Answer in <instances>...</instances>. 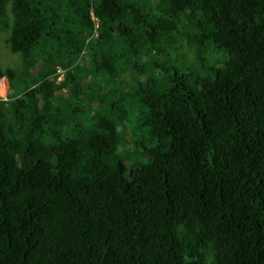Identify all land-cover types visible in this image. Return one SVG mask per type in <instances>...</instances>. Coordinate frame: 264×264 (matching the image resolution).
<instances>
[{
    "label": "trees",
    "instance_id": "obj_1",
    "mask_svg": "<svg viewBox=\"0 0 264 264\" xmlns=\"http://www.w3.org/2000/svg\"><path fill=\"white\" fill-rule=\"evenodd\" d=\"M0 24V264H264V0H0Z\"/></svg>",
    "mask_w": 264,
    "mask_h": 264
},
{
    "label": "rangeland",
    "instance_id": "obj_2",
    "mask_svg": "<svg viewBox=\"0 0 264 264\" xmlns=\"http://www.w3.org/2000/svg\"><path fill=\"white\" fill-rule=\"evenodd\" d=\"M5 9H6L5 13L8 15L7 17H10L9 7L6 6ZM7 34H8V31L4 29L0 24V64L4 68L14 67L18 65L20 62V56L16 53H12L9 50L5 42ZM179 46L180 47H177L178 54L176 55V57L182 60L185 59L187 61L186 63L190 64V58L192 54L191 46L185 43ZM211 57L214 59V61L217 62L218 60H221L223 58V53L221 51L219 53L214 52L213 54H211ZM213 59L211 60L213 61ZM4 77L6 78V81ZM61 78L62 76H59L57 80L59 81ZM5 84H6V88H5ZM9 91L10 89H9V84H8V76L4 74L3 78L0 79V96L5 98L6 94ZM127 98H128V101L124 103V106L129 109L128 110V114H129L128 122L130 121V123L127 124V128H129L130 124L135 125L136 123L139 122V108H137L138 106H136L135 97L133 98L132 95H128ZM132 131H135V134L133 133V137L135 138L137 136L135 140H137V142H141V137H142L143 132H140V131L142 130H138L136 128V129L130 130L131 133ZM126 136L127 138H129L128 130L126 131ZM132 141H131V147L127 148V154L124 155L126 164H132V162H134L137 159L138 154H139V149H137L139 146L135 147Z\"/></svg>",
    "mask_w": 264,
    "mask_h": 264
}]
</instances>
